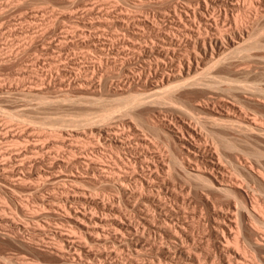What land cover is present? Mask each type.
Instances as JSON below:
<instances>
[{"label": "rangeland", "instance_id": "obj_1", "mask_svg": "<svg viewBox=\"0 0 264 264\" xmlns=\"http://www.w3.org/2000/svg\"><path fill=\"white\" fill-rule=\"evenodd\" d=\"M72 1L74 0H0V15L2 14L0 16V93L3 94V95L1 94L2 98L0 97V132L5 131L8 133V135H10L11 134L10 132L13 133L14 131L17 130L18 132L16 131L14 133H20L21 136L23 135L22 137H27L29 140H31V142L33 143L36 142L37 144L39 143L38 144L39 146L41 144L45 145V147L42 145L44 149L41 147L37 149L32 148V149H29L30 151L28 150L29 152L27 151L25 155H21L19 157L17 156L16 158L17 151H19V149H21L22 147L23 148L25 147L24 146L25 143H23L22 145L23 141L20 144H18L17 142L11 140V137H10V141L8 140L7 142L5 140L7 143L6 142L3 143L4 141L0 143L1 145L0 149L1 150L3 149L4 151L2 152L5 153L6 155L10 154V150H11V154L12 155L14 154L12 161L14 159V162H15V163L10 162L11 164L9 163V165H7L6 168H3L2 164L0 165V258H1L0 264H4V263L14 264L16 262H17L16 264H23L24 262H25L24 264H57L59 261V257L56 256L55 253H54L55 255H53L52 254L53 252H51L50 250L49 252L48 247L49 246L51 247L55 241V239H52L53 234L51 233V231L57 228L59 229L61 227V224L63 223L64 224L62 225L60 230L63 229L64 231L65 229L64 232L69 233L71 235L76 233L74 234V236H76L77 233H79L78 235L84 237V238L82 237L83 240H85L86 237L88 238V239L86 238L85 240V241L88 240V242H86L87 249L89 251L90 249H92L93 252L92 251L91 252L95 254L96 256L95 258H94V255L92 256L94 261L92 259L91 260L93 262H95L98 259L97 262L95 263L99 262L101 264L105 260L103 259L104 257H101L99 255L98 249H100L102 252H105V254L104 253L103 254L106 257V259L107 258L111 259L112 257H113L112 259L114 258L119 259L121 257L120 260L125 259L126 261L124 262H128L127 259L129 256L123 259L124 256L126 257V255L130 254V248L127 246V244H124L125 242L124 237L126 236V233L123 230L121 232L120 230H118L120 233L118 232L117 235L119 234L120 237L118 235L117 239H114L111 237L107 239V241L105 242V245H103L104 243H101L103 245L102 247L100 246V244L99 245H96L97 243L94 244L95 242H93L90 239V237H88L87 233L83 232L85 230H82V228L81 229L78 227L76 228L74 227L72 223L71 225H69L70 222L68 223L66 220L65 222H63L64 219L60 215L58 217V215L56 216V214L52 213L53 215L51 216L48 215L46 216V218L44 217L43 213L44 211L47 210V208H44L41 205L40 197L44 196L46 200L51 199V196H52L51 194L55 193V191L57 192V189H59L58 187L60 185V182L59 183L57 182V184L55 185L53 181L51 180L48 181V179H51V178H48V176L52 177L53 176L52 174L54 173L61 175L60 173L66 174L65 172H67L70 174V172L72 171L74 172V174H78V176L81 175L80 177H82L80 178V181H79L80 184L77 183L78 181L74 182V184L77 183L78 187L81 186L80 188L83 189L82 191H84L87 199L90 198L89 200H91L86 204L84 203L85 205H82L83 203H81V205L79 204L80 206L77 204L78 207L83 206L87 210H90L91 208L92 212L94 211L96 215L106 217V218H112L113 216L120 215V218L122 217L121 220L123 222H129L131 220L132 222L134 221V223L136 224L140 223L138 226L139 228L141 227L140 228L141 232L142 230H144V228L142 227L143 222L141 223V220H143L142 216L143 215L146 216L145 213L149 212L147 209L148 204H146V202H148L149 204L152 203L150 204L151 207L153 206L150 209L151 213L155 212V210L153 209L156 205L155 203L158 202V197L160 200L162 199L164 203H166L168 206L174 209L181 207L180 215L188 216L187 218L192 220V223H194L192 224V228H191V234L193 235V239L188 241V243H185L184 245L185 249L188 247V250L191 253L190 255L192 256L191 258L192 260L186 259L187 262L186 263L183 262L182 264H187V263L188 264H231V263L232 264H264V257H263L264 249H259L258 252H256L258 253V256L256 255L257 257H255L256 259L254 258L253 255H251V253L250 255L248 253L246 255L242 254V256L241 255L235 256V254L231 250L229 252L230 256L228 255L229 259L227 258V256L225 255V250L219 241L220 239L217 238L216 231L213 228V225H212L213 222H212V216H211L212 214L210 213V211H208L202 199L195 196L196 194L193 192L188 193L187 184L184 183L183 180L179 176L175 175L174 181L173 183L171 182L172 184H169L170 187L168 189L170 190L172 189L177 192L184 190L183 192L187 200L186 204H182L181 200H178V198L174 196L175 194H173L172 190L171 192L168 193L164 191L163 189L161 190V189L156 188L158 187L157 185H154V187L152 186L153 188L149 187L150 189H148L147 185H146L147 188L144 187L146 183L143 182L144 180L143 178H141V175H140V173H142L143 166H145L144 168H146L145 164H147L146 161L144 162V158H140V157H145V159H147L148 157L149 159L148 161L152 160L153 162L151 161L149 163L152 165L155 172L158 170L159 173L163 175L164 170L158 167H155V166L159 164L158 160H161V158L164 159L166 163L167 162L169 163L168 159L170 157L169 156L170 152L168 153V151H170V149L173 147L175 148V145L173 146L174 144L173 142H172L173 144L170 143L173 140H169V138H166L163 132H160L159 130H156V129L143 128L139 123L138 125L136 122V117H138L137 115H135L136 113H133L135 116L132 114L130 115L128 114V112L126 113L124 109L128 101V98L131 97L130 92L135 93L134 89H132L131 91L130 87L134 88L137 85L139 86V83L141 84V81H143L145 76L147 74L149 75L150 72L151 74H153L155 70L154 65L149 66L150 64H147L148 62H146L145 60L143 61L144 51H157V50L160 51L162 49L161 47H163L162 45H165L167 43L169 46L171 45L172 51H183L185 41L182 39L183 37L180 34L184 33V31H189V29H187L184 25H182L184 22H182L181 20L180 21L182 22V24L181 22L179 24L180 17L177 19L176 17L177 14L174 16L175 11L173 10H175L174 8L176 7V10L180 11L181 13L186 0L185 2L183 0H173V2L176 4L171 2L172 0H83V1L78 0V2L76 0V3ZM80 1L83 3H80ZM178 1H179V4H177ZM196 1L198 2V0ZM196 1H193V5L195 6V8L200 3L201 4L199 6L201 8L205 4L204 3L205 1L203 0H199L198 4ZM238 1H239V4H238L237 9L236 8L234 9V7L232 8V6H230L231 8L227 6L224 0H217V2L214 5L210 1L212 3L211 6H213V8L211 6L209 8L212 9L211 12L217 16L216 18L217 20L220 21V22L218 21L219 24H221L220 27L222 29L225 28L224 30H227L226 28L228 27L230 29L231 28L236 29L238 28L239 24L242 25L243 23L245 24L244 25L245 27H249L250 24L248 25V23H250V21H251L250 26L257 27V29L263 28L262 34L260 35V40H261V43L263 44V46H261L262 44L260 43L261 44L260 46L261 48H263L264 47V15L258 18L259 21L256 18H253L254 19L253 20L251 17H254V15L252 16L251 13H249L251 14L250 17L248 16L249 14L247 15L248 10L251 9L248 7L249 5L248 0H238ZM178 5H179V8H182V9H178L177 8ZM76 7L77 8L79 7V8L77 9ZM200 7H198V11L201 9ZM233 15L237 18L235 19ZM191 16L195 17L193 14ZM191 16L189 17L194 19ZM122 17H123V20H122ZM183 17L185 18L184 15ZM197 17L196 19H199V15H197ZM186 18L188 17L186 16ZM58 20H60L61 22ZM57 21L58 23L60 22V24L56 23ZM184 21L187 22V19L186 20L184 19ZM252 22L255 24L253 25ZM190 23H187V24H190ZM85 24H87V28L83 29V27L84 28L86 27ZM183 26L185 28H183ZM81 27L82 29H80ZM177 27L178 29L183 28L185 30L183 29L178 30ZM77 30L78 31L80 30V31L78 32ZM81 31L82 32L85 31L83 32V35H81L82 34ZM84 33L87 35H85ZM65 34H68V35H65ZM169 34L178 36L180 38V41L182 40V42H180L182 44L179 45L176 42L171 44L170 40L168 39L166 40L164 37V36H168ZM93 39H95V42L93 41ZM98 40L99 42H97ZM92 41L94 44L92 43ZM87 44H90V45H87ZM104 44H107V45H104ZM133 44H135V46ZM259 47H257V49L253 48L252 50H250L251 53L254 52L255 55L252 54L253 56L250 55V56L244 57L242 53H236L232 55L233 57L230 56L231 57L230 59L227 58L226 59L227 61L223 60L221 61V63L220 62L216 63L219 65L218 66L216 65V67L214 66L211 71H212V75L216 74L217 72L220 73V74L217 73L219 74L218 77L216 76V79L218 80L220 84L216 82V86L213 89L211 90L208 89L207 91L205 89H199V88L196 89L195 87L185 88L188 86H184L183 88L180 87L182 89H180L179 92L181 91L180 93H183L184 91V94L187 91H189L187 92V94L192 92L190 93L191 99L194 100L195 98H197L195 99L196 101L199 98L200 102L202 101L206 103H207V100L208 101L212 100L211 102L213 103L214 102L213 100H215L213 99L214 96L216 98V97H219L220 95L221 96L223 95V97L225 96L229 103L233 101L237 109L238 107H240L241 110H243L242 111L243 114H245L246 116L248 115V117H251L257 120L259 123L264 125V103H263L264 98H261L263 97L262 95H264L263 94L264 90L260 91L261 93L258 91L257 93L255 92L256 95L251 90H247L246 92L242 91L241 96L238 98L239 100L236 99L235 101L232 98H230L228 95H226L227 94L226 91L220 88L221 86L223 87L224 84H225L224 86L227 85V82L225 83L224 81L226 77H230L234 81L238 80V82L236 81V83H240V84H243V83L251 84L253 82H257L260 85H262V87L264 88V72H263L264 62H262L264 61V57H262L261 55V54H264V50H263L264 48L263 49L260 48V50H258ZM136 50L139 51L138 53L142 52V56L137 54L138 56L137 57L136 56L137 52L136 53L133 52ZM103 56H105V58H108V59L106 60ZM100 57L102 58L100 59ZM103 58L105 59V61ZM35 59H37L38 62ZM147 59L150 60L149 62L154 63L155 55H150L149 57H147ZM66 60L68 61L66 62ZM63 62L67 64H64ZM145 62L147 65L145 64ZM234 62L237 64H235ZM62 63L64 65L63 68H61V66H63ZM73 63H75L76 65ZM65 65L67 66V68ZM75 66H76V69H75ZM225 66L226 67L229 66L228 67L229 69H226ZM58 68L60 69V71ZM64 68L67 69L68 71L67 70L64 71L65 70ZM241 68L243 69L245 68L249 75L247 73L245 74L244 72L243 73L239 72L242 70ZM232 69H234V71ZM61 70L63 71L64 74L62 73ZM70 70H73V71H70ZM258 72L262 77H260ZM127 74L129 75L128 77H127ZM220 76H223V77H220ZM103 77L106 79L108 77L109 78L106 80ZM77 78H79L80 80ZM208 78L211 79L210 75ZM257 78L259 79L263 78V79L257 80ZM240 79H242V81ZM92 81L94 83L91 85ZM234 81H231V82L235 83ZM123 84L124 86H122ZM129 84L132 86H130ZM29 85L35 86V87L38 86L41 89L43 88L44 92L42 91V94L40 93L41 95L39 94V95H27L26 96L23 91L27 89V86L29 88ZM77 85H82V87L83 85L84 87H86L87 85L85 89L84 87L81 88L84 90L86 94H83V91H81V89ZM89 85L91 86V88H89L90 90L88 89ZM119 85L122 87H125V91L124 90L123 92L122 90L119 91L121 95L118 93V91L114 90ZM133 85L135 86L133 87ZM108 88H111V89H108ZM126 88H128V90ZM78 89L81 92L78 91ZM91 89H92V92H91ZM127 91H129L130 94ZM4 94L6 97L4 96ZM211 102H208V104L209 103L211 104ZM142 106L144 107L142 108L140 106H137L139 108L137 107H136L137 109L134 108L135 110L134 112L139 113L140 111H144V113L140 115L146 116L147 114L145 112L148 111L147 109H150L149 108L150 106L149 107L147 105H142ZM146 107L148 108L145 109ZM109 108L114 109V113L112 114V119H111L113 120V122L110 121L109 123L108 121V124H110L112 127H115V129H117L118 132L122 130L120 131L122 132V134H120V132L119 134L127 138L130 137L131 140L133 141L134 140L136 141L137 135L141 137H145L144 139H147L146 140L147 145L145 146L144 144L143 145L139 144L137 146L130 147L129 146L130 143H129L128 144V146L130 147L129 148L127 147V143L123 144V143L117 142L118 145H116L117 138H111V137H107L108 138V139L106 138L107 141L104 140V142H103V139L105 138L101 137L102 138V139L100 138V141H102L101 145L97 144L96 139H98V136L94 135L95 127L91 125L102 123V121L100 122L97 119H99L100 117L99 115L104 110L109 109ZM168 110L165 109L164 112L162 113V116L167 118L168 120L170 118V121H172L171 119L179 118L178 117L179 115L181 116V114L178 115V113L176 112L173 113L172 110H169V111ZM6 112L7 113L10 112V114L12 113L15 115L10 117V120H9V116L7 117L8 114ZM88 117L91 118V121H88L89 119ZM182 117L184 118L185 115L184 116L182 115ZM188 118L190 117L189 116L185 117V119L188 120L187 122H190L191 118L190 119ZM86 120L87 122H85ZM93 120L94 121L97 120L99 121V123L93 122L94 124H92ZM138 120L139 119H137V121ZM71 121L76 122V124L72 123ZM191 122H195V120L192 119ZM111 123H113L114 125ZM77 128L78 129L80 128L78 131L79 134H77L74 137L75 134L72 135V133H75L74 131L78 130ZM118 128H120V130ZM10 129L11 130L13 129V130L11 131ZM59 129L60 130L63 129L66 132L64 142L62 141V139L60 140V137L53 135L54 134L53 130L58 131ZM123 130L124 131L126 130L125 133ZM43 131L45 132L42 133ZM231 132L232 134H230ZM236 132L230 130V133H229V130H228V135L232 137L236 136L235 139L238 140L237 138L241 137L242 134H244L242 133L241 135H239L240 132H238L237 134ZM28 133L29 134L31 133V134L29 135ZM95 134H97L96 131H95ZM50 136H52L53 138ZM94 136H96L97 138L95 137L96 139L94 140V142H92L93 144L91 143L90 145L87 141H85L88 138L89 139H91V137L94 138ZM254 137L256 139V136ZM109 138L112 140H110ZM242 138L244 137L242 136ZM242 138L241 140H243L244 142L245 139H242ZM166 139H168V142L170 141L168 144L165 142ZM248 139L252 140L250 137ZM133 141H132V144L136 145L135 141L134 142ZM87 143L89 144L88 146H87ZM260 143L261 142L259 140V144ZM121 144L122 146H120ZM166 144L168 146H166ZM6 149L7 150L9 149L8 150L9 153ZM1 150H0V153H1ZM36 151H40V152H36ZM54 155H56L57 157ZM73 157H74V160H73ZM98 160L100 163H102V165L105 166V170L99 169L95 166L94 161H98ZM140 160H142V162ZM66 162H69V163H66ZM20 163H22L23 167L25 168H20ZM64 163L66 164L64 165ZM56 164L59 166H57ZM14 170H16L15 172L17 176H22V177L24 176L23 178L25 180L23 181L22 185H24L25 187L24 186L21 187V185L20 186L13 185L12 183L13 179L11 180V178L15 177L14 178V182H15L16 181L15 179L17 178V176L11 175L10 172ZM228 170H231L230 167H228ZM112 171H115V172H112ZM117 171H118V174L120 173L122 175H126L125 178H129V180L127 179L129 181V184L127 183L128 182L127 180H125V183L129 185L127 186H128V191L131 190L129 191L130 194L129 193L126 194V193H122L118 191V189L114 185L115 183L110 182L113 180L111 179V177L112 178L116 177V176L114 177V173L117 174ZM109 172L110 174H108ZM128 172L131 173L132 179H131L130 173ZM138 176H139V179L141 178L142 180L134 179L135 177L137 178ZM130 179L133 181L135 180L134 182L137 181L139 183L138 184L136 182V184H138L137 186L140 187L139 190L141 189L140 192L138 189H135L136 184L134 185L133 181H131ZM37 180H39L40 182ZM142 182H143V185H142ZM67 183L68 182H66L65 184ZM68 184L66 186L69 188L71 186L70 189H73V187L75 186L73 185L72 182L71 183L69 182ZM15 187L18 188L19 190L17 189L18 190L17 191ZM132 187H134L135 190ZM36 188H39V189L36 190ZM51 188H54V190ZM14 189H15V192H13ZM151 189H153L152 192L150 191ZM148 191H149V195H150V192L153 193L152 194L153 197L151 195L149 197ZM9 193L10 194L14 193L15 196L18 195L17 197L20 198V199L18 198L19 203H16L15 201L11 200ZM89 195H92V196H89ZM6 196L9 197L10 200ZM223 197L224 196H219L218 198L220 200H223V202L227 201L226 197L225 198ZM148 199L151 200V202L148 201ZM229 199L230 198H228V200ZM21 200L23 201V203ZM95 200L99 201L101 204L97 205ZM110 200L112 203L110 202ZM20 202L22 203V206H24V208L20 205L21 204ZM26 204L29 205V208ZM145 204L147 205L146 208H145ZM39 206L42 207V209ZM34 214L39 215V219L32 218L31 216ZM153 215L156 217L154 218ZM153 215H152L153 220L157 222L160 219L158 213L155 212L153 213ZM27 218L28 219L30 218L29 219L30 221ZM38 222L39 224L43 226H45L46 224L45 229H41V225H39ZM11 225L14 228H12ZM47 226L48 228H46ZM106 227L107 226L105 225V229ZM107 228H108L106 229L107 231H110L111 229L113 231L115 226L108 224ZM70 229L72 230L71 233L69 232ZM76 230H78V232ZM42 231H44L45 233ZM263 231H264V228L262 225V227L259 230L260 232L259 234L262 237H264ZM46 232L49 235H47ZM146 232H147L146 236L148 237V241L150 240L149 241L150 243L153 241L154 242L153 244L159 247L158 249L159 252L156 250H153L152 253L154 254L152 255L151 259L153 257L154 258L152 259V261L149 258L150 256H148L150 253L145 255L148 257H144L145 258L144 264H152V263L153 264H163L165 263V259L167 258V256L174 260L172 261L171 259L170 260L171 262L169 261V264H178L176 262L179 260V258H177L172 248L170 250L168 249V246H167L168 244L166 240L164 238L162 239L157 234L155 235L154 233L155 231L153 229L150 230L149 232L146 229ZM82 233L84 234L82 235ZM123 233L125 234V236ZM229 234L230 232L228 233V235ZM40 237H42L43 240ZM259 238L262 240L261 237ZM16 239H18V241L19 240H26V241L31 240L32 242H30V246L27 245L25 247V245L22 246V244L20 246V243ZM47 241H49L50 243L49 242L47 243ZM39 242L42 243L43 245L39 244ZM45 244H47V246ZM40 245L42 247H40ZM31 247L32 249H30ZM105 247H107V249ZM103 248H105L106 250ZM45 249L47 250L45 251ZM148 249H149V246H148ZM117 250L119 252H117ZM108 251H110L109 253L111 255L107 253ZM157 252L163 261L157 260V259H160L158 256L155 255ZM114 253L117 255H115ZM4 258H7V260L6 259L3 260ZM170 258H167V259H170ZM146 259L147 261H145Z\"/></svg>", "mask_w": 264, "mask_h": 264}, {"label": "bare ground", "instance_id": "obj_2", "mask_svg": "<svg viewBox=\"0 0 264 264\" xmlns=\"http://www.w3.org/2000/svg\"><path fill=\"white\" fill-rule=\"evenodd\" d=\"M183 1L185 2V0H183ZM193 1H196V0H186L185 3L183 2L185 4L183 6V9L179 8V5H178L177 8L182 9L181 13H180V11L176 10V7L174 8L175 10H173V11H175L174 16L177 14V16H176L177 19L180 17L179 18V24L182 21L184 23L182 24V22H181V24L184 25L187 29H189V31H184V33L180 34L183 37L182 39L185 41L183 51H172L171 45L169 46L168 43L165 45H162L163 47H161L162 49L160 48L161 49L160 51L159 50H157V51H144L143 52V54H144L143 55V61L145 60L146 62H148L147 64H150L149 66L154 65L155 70L153 69L154 70L153 74H151V72L149 75L147 73H146L147 75L144 74L146 76H145V78L143 77L144 79H143V81H141V84L139 83V86L138 85L135 86L136 85L135 84V85H133V87L135 86L134 88L130 87L131 91H132V89H134L135 93L130 92L131 97H129L130 95L128 96L129 98H128V101L126 103L124 110L126 111V113L128 112V114H130V115L131 114L134 115L133 113H136L135 115H137L139 117V118L136 117L137 124L139 123L143 128L156 129V130H159L160 132H163L165 134L164 136H166V138H169V140H173V141H171V142L169 141V142L170 143L173 142L174 143V144L172 143L173 146L175 145V148L173 146H171L173 148H171L170 151H168V153L170 152L169 153L170 154L169 155L170 160L168 159L169 163L168 162L166 163L165 160L161 158V160H158L159 164L158 165L155 164L156 165L155 167H158V168L164 170L163 175L160 174L158 170L155 172L152 165L149 163L152 160L148 161L149 160L148 157H147V159H145V157H140V158H144V162L145 161L147 162V164H145L146 168H144L145 166H143L142 173H140L141 178H143V180H144L143 182L146 183L144 187L147 188V186H148V189H150L149 187H152V186L154 187V185H157L158 187H156V188L161 189V190L163 189L164 191L169 193L172 190V189L171 190L168 189L170 187L169 184L173 183L175 175L179 176L183 180V182L187 184L188 193L193 192L196 194L195 196L202 199L204 204L206 205L208 211H210V213L212 214V215L211 214L210 215L212 216L213 228L216 231L217 238L220 239L219 241L225 250V255L227 256V258L229 259L228 255L230 254L229 253L230 250L235 254V256H239V255L242 256V254L246 255L248 253L250 255V253H251V255H253L255 258L258 256V253H256V252H258L259 249H264V237L260 236V234H259L260 233L259 230L262 227V225L264 228V224H263L264 223V148H262V147H264V145H263L264 144L263 143L264 142V125L259 123L257 120H255L251 117H248V115L246 116L245 114H243V112H242L243 110H241L240 107H238V109H237L234 105L235 103L233 101H231V103H229L228 100L226 99V97L225 96L223 97V95L222 96L220 95L219 97H216V98L214 96L213 99H215V100H213L214 101L213 103L211 102L212 100H210V101L207 100V103H206V102H202V101L200 102L199 98L196 101H195V99H197V98H195L194 100L191 99L190 93H192V92L187 94V92H189V91H187L184 94V91H183V93H180L181 91L179 92V90L182 89L184 86H188L185 88L195 87L196 89H198V88L199 89H205L207 91H208V89H210V90L213 89L216 86V82H218V80L216 79V76L218 77L220 74L219 72H217L219 74L216 73V74L212 75L211 70L213 69V67L214 66L216 67V65L217 66L219 65L216 63H219V62L221 63V61L226 60L227 58L230 59L231 58L230 56H232L236 53H242V55L244 57H247L250 55L253 56L252 54H254V52L251 53L250 50H252L253 48L257 49V47H259L262 44L261 40H260V35L262 34L263 28L257 29V27L250 26L251 25V21H250V23H248V25L250 24L249 27H245L244 26L245 24L243 23L242 25L241 24H239V26L237 25L238 28H236V29H232V28L230 29L228 27L229 29L226 28L227 30H224L225 28L222 29L220 27L221 24H219L220 21L217 20V18H216L217 16L215 14H213L211 12L212 9L209 8L211 6V4L213 3V5H214L217 2V0H210L212 3L208 0H203V1H205L204 2L205 4H204V6L201 5V6H203L202 8L199 6L201 3L198 4L199 0H198V2L196 1L198 4V6L196 8L193 5ZM72 2L76 3V0H74ZM77 2H78V0H77ZM171 2H173V0ZM224 2L226 3L227 6H229V7L232 6V8L234 7V9L235 8L237 9L238 4H239L238 0H224ZM75 3H73V4H75ZM80 3H83V2L80 1ZM73 4H71V5H73ZM174 4H176V3H174ZM177 4H179V1ZM248 4H249L248 7L251 9L248 10L247 15L249 13H251L252 16L254 15V17H251V18L252 19L256 18L259 21L258 18L262 17L264 15V0H248ZM181 5H183V4H181ZM193 6L195 9L193 8ZM198 7L201 8V9L199 8L200 9L199 11H198ZM211 7L213 8V6H211ZM196 11H198V12H196ZM165 14H167V13H165ZM182 14L185 16V18L183 17ZM192 14L195 17L191 16ZM251 14H249L248 16L250 17ZM34 15H36V14H34ZM64 15H66V14H64ZM197 15H199V19H196ZM186 16L188 18H186ZM189 16L193 17L194 19L190 18ZM183 18L185 20L187 19V22H185ZM236 18L237 17H235V19ZM251 18H249V19H251ZM122 20H123V17H122ZM257 20H256V22H257ZM58 21H60V20H58ZM58 21L56 23H58ZM60 22L58 24H60ZM237 22H238V20H237ZM187 23H190V24H187ZM235 23H236V21H235ZM177 24H178V22H177ZM254 24L255 23H253V25ZM85 25H86V27L85 28L83 27V29L87 28V24H85ZM93 25H95V24H93ZM240 25H241V27L242 26L243 27L241 28ZM77 26H75V27H77ZM184 26H183V28H185ZM237 26H235V27H237ZM56 27H57V25H56ZM178 27H179V25H178ZM178 27H177V29H178ZM183 28H180L178 30H181ZM80 29H82V27ZM53 30H55V29H53ZM183 30H185V29H183ZM72 31H74V30H72ZM83 32H85V31H83ZM83 32L81 35H83ZM86 33H87V31H86ZM78 34H80V33H78ZM65 35H68V34H65ZM85 35H87V34H85ZM164 37L166 40L167 39L170 40L171 44H173L175 42L179 45L182 44V43H180V42H182V40L180 41V38L176 35H172V34L170 35L169 34L168 36H164ZM99 40L97 42H99ZM93 41L95 42V39H93ZM93 41H92V43H93ZM102 42H104V41H102ZM87 45H90V44H87ZM96 45H97V43H96ZM96 45H95V47H96ZM104 45H107V44H104ZM133 45L135 46V44H133ZM261 46H263V44ZM261 46L259 47L258 50H260ZM263 48H261V49H263ZM133 52H135V53L137 52L136 56H137V54L142 56V52L138 53L139 51H137V50L133 51ZM135 53H133V54H135ZM257 53H259V52H257ZM259 54H261V53H259ZM150 55H155V62L154 63L149 62L150 60L147 59V57H149ZM261 55H262V57H264L263 56L264 54H261ZM103 57L105 58V56H103ZM235 57H236V55H235ZM101 58L102 57H100V59ZM125 58H126V56H125ZM37 59H35V60L37 61ZM105 59L107 60L108 58H105ZM105 59H104V61H105ZM64 61H65V59H64ZM67 61L68 60H66V62ZM146 62H145V64H146ZM262 62H264V61H262ZM63 63H62V65H63ZM92 63H94V62H92ZM106 63H107V61H106ZM59 64H60V62H59ZM64 64H67V63H64ZM73 64H75V63H73ZM235 64H237V63H235ZM90 66H92V65H90ZM63 67H64V65L61 66V68H63ZM71 67H73V66H71ZM228 67L225 66L226 69H229ZM66 68H67V66H66ZM75 69H76V66H75ZM234 69H232V70L234 71ZM241 69H240L241 71H239V72H241V73L244 72L245 74L247 73L245 68L244 69L241 68ZM66 70L67 69H65L64 71H66ZM73 70H74V68H73ZM73 70H70V71H73ZM128 70H129V68H128ZM59 71H60V69H59ZM236 71H238V70H236ZM248 72H249V70H248ZM263 72H264V70H263ZM62 73H63V71H62ZM66 73H68V72H66ZM128 74H127V77L129 76ZM258 74H259V72H258ZM209 75H210L211 79L208 78ZM220 77H223V76H220ZM260 77H262V76L260 75ZM77 79H79V78H77ZM104 79H106V78H104ZM258 79L259 78H257V80ZM260 79L262 80L263 78H260ZM240 80L242 81V79H240ZM224 81H225V83L227 82V85L224 86L225 84L224 85L222 84L223 87L221 86L220 88H222L224 91H226V93H227L226 95H228L230 98H232L235 101H236V99H238L241 96L242 91L246 92L247 90H251L255 94V92L257 93V91L260 92V91L264 90L262 85H260L257 82H253L251 84H249V83L240 84V83H236V81L238 82V80L234 81L230 77H226L224 79ZM231 81H234L235 83H233ZM89 82H90V80H89ZM93 83L94 82L92 81L91 85ZM97 83H99V82H97ZM88 84H90V83H88ZM87 85H86V87H87ZM77 86H79L80 89L84 87V85H83V87H82V85H77ZM89 86H88V89L91 88V86L90 87ZM93 86H92V88H93ZM122 86H124V84ZM122 86L119 85L114 90L118 91V93L120 94V92H119L120 90H122V92H123V90L125 91V87H122ZM130 86H132V85H130ZM76 87H75V89H76ZM86 87H84V89ZM180 87H182V88H180ZM108 89H111V88H108ZM126 89L128 90V88H126ZM205 90H203V91H205ZM42 91H43V88L41 89L38 86L35 87V86L29 85V88L27 86V89L23 92L27 96V95H39L40 93L42 94ZM78 91H80V90L78 89ZM81 91H83V94H86L83 89H81ZM93 91H95V90H93ZM91 92H92V89H91ZM127 92L129 93V91H127ZM1 94L2 93H0V97L2 98L3 94L2 95ZM186 94L189 96H187ZM263 94H264V92H263ZM4 96H5V94H4ZM262 96L263 97H261V98H264V95H262ZM189 98L193 101H191ZM208 102H211V104L210 103L208 104ZM260 103H262V102H260ZM142 105H147L148 107L150 106L149 107L150 109H147L148 107L145 108L148 110V111L146 110L148 113L145 112L147 114L146 116L140 115V114H143L144 111H140L139 113L134 112L135 111L134 108L135 109L139 108L137 106H140L143 108L144 106H142ZM165 109L172 110L173 113L176 112V113H178V115L181 114V116L177 115L179 118H175L176 120L171 119L172 121H170V118L168 120L167 118L162 116V113L164 112ZM113 113H114V109H112V108L106 109L99 115L100 116L99 119H97L100 122L102 121V123H99V121H97V120H95V121L93 120L92 124H94L95 122L99 123L96 125H91V126L95 127V131L97 134H95V131H94V135L98 136V139H96L97 137L94 136V138L91 137V139L88 138L89 140L86 139L85 141H87L91 145V143L94 142V140L96 139L97 144L101 145V143H102V141H100L101 137L105 138V139H103V142H104V140L107 141V139H108L107 137H111V138H117L116 143L117 142L123 143V144L127 143V147H129V146L134 147V146H137L139 144L140 145L144 144L145 146L147 145L146 144L147 139H144L145 137H141L139 135H137L136 141L134 140L136 145L132 144L133 140H131L130 137L127 138L123 135L122 136L120 135V134H122V132H120V131H122V130H120V128H118L120 130L119 131L120 134H119V132L117 131V129H115V127H112L110 124H108V121H109V123H110V121L113 122V120H111ZM7 114H8L7 117L9 116V120H10V117L15 115L12 113L10 114V112ZM182 115L183 116L185 115V117L189 116L191 118V121H192V119H194L195 122H191V121H190L191 123L187 122L188 120H186L185 117L183 118ZM5 118H6V116H5ZM88 118H89L88 121H91V118L90 117H88ZM190 118H188V119H190ZM137 119H139V120L137 121ZM7 121H8V119H7ZM71 122L76 124V122H74V121H71ZM85 122H87V120ZM111 124H113V123H111ZM79 129L78 130L75 129L76 130V131H74L75 133H72V135L75 134L74 137L77 134H79V132H78ZM228 130H229V133H230V130L235 131V132L238 131V132H240L239 135L244 133V134H242V136L244 138H242V136H241V137H239L240 139L237 138L238 140H236L235 139L236 136L235 137L233 136L234 137L233 138L232 136L228 135ZM16 131H14V132H16ZM125 131H124V133H125ZM14 132L13 133L10 132L11 133L10 135H8V133L5 131L0 132V143L3 141H4L3 143H5L6 141L8 142V140L10 141V137H11V140L17 142L18 144H20L23 141L22 145H23V143H25L24 144L25 147L24 148L22 147L21 148L22 150L18 148L19 151H17V153H16L17 154L16 158H17V156L19 157L21 155H25L29 149H32V148L37 149L40 147L43 148L42 147L43 144L40 143L41 145L39 146L38 145L39 143L38 144L36 142L33 143L27 137H22L23 135L21 136L20 133H14ZM44 132L45 131H43L42 133H44ZM238 132H236V134ZM53 133H54L53 135L60 137V140L62 139L63 142L65 141V133H66L65 130H63V129L62 130L59 129L58 131L53 130ZM230 134H232V132ZM52 136H50V137H52ZM56 136H54V137H56ZM252 136L253 137L256 136V139H255V137L253 138ZM120 137H122V138H120ZM249 137L252 140H249L248 139ZM133 138H135V137H133ZM241 138L245 139L244 142H243V140H241ZM257 138H258V140H257ZM30 139H31V137H30ZM110 140H112V139H110ZM259 140L261 142L260 144L263 143L262 145L259 144ZM111 142H113V141H111ZM165 142L168 144L169 143L168 139H166ZM88 143H87V146L89 145ZM128 144H129V146H128ZM148 144H149V142H148ZM167 144H166V146H168ZM116 145H118V143ZM13 146H15V145H13ZM43 146L45 147V145H43ZM120 146H122V144ZM172 149H174V150H172ZM2 151H4V150L2 149L1 153H0V165L2 164L3 168H6L10 162H12V163L14 162V159L12 161L14 154L13 155L11 154V150H10V154H8V155L3 153ZM36 152H40V151H36ZM178 152L180 153V155ZM8 153H9V151H8ZM35 155H36V153H35ZM72 155H70V156H72ZM146 155H148V154H146ZM54 156H56V155H54ZM74 157H73V160H74ZM24 158H26V157H24ZM140 158H138V159H140ZM42 160H43V158H42ZM100 160H102V159H100ZM66 161H67V159H66ZM76 161H78V160H76ZM140 161L142 162V160H140ZM66 163H69V162H66ZM66 163H64V165ZM94 163H95V166L97 168L105 170V166L102 165V163H100L99 160L94 161ZM70 164H68V165H70ZM53 165H54V163H53ZM57 166H59V165H57ZM141 166H142V164H141ZM228 167H230L231 170H228ZM8 168H9V166H8ZM20 168H25V167H23L22 163H20ZM70 168H71V166H70ZM112 168H113V166H112ZM52 169H53V167H52ZM114 170H116V169H114ZM5 171H6V169H5ZM9 171H10V169H9ZM15 171L16 170L10 172L11 175L17 176ZM136 171H134V172H136ZM69 172H70V170H69ZM112 172H115V171H112ZM65 173L66 174L60 173L61 175L54 173V174H52L53 175L52 177L48 176V178H51V179H48V181H50V180L53 181V183L55 185L57 184V182L58 183L60 182V185H59V187L56 186L59 189H57V192L55 191V193L51 194L52 195L51 199L46 200L44 198V196L40 197L41 205L44 208H47V210L45 209L46 211H44V213H43L44 217L46 218V216H48V215L51 216L53 214H56V216L58 215V217L60 215L64 219L63 222H65V220H66L68 223L70 222L69 225H71V223H72L74 225V227H76V228L78 227L80 229L82 228V230H85L83 232L87 233L88 237H90V239L93 242H95L94 244H96V243H97L96 245L100 244V246H102V247H103V245H105V242L107 241L108 238L112 237L114 239H117V237L119 235V234L117 235V233L119 232L118 230H120V232L123 230L126 233V236L123 233L125 236L124 237L125 238L124 244H127V246L130 248V254L126 255V257L124 256L123 259L127 258L129 256L127 259L128 262H124V261H126L125 259L120 260V258H121L120 256H118V257H120L119 259H115V258L112 259L113 258L112 256H111L112 260L108 259V258L106 259V257L104 256L105 252H102L100 249H98L99 255L101 257H104L103 259H105L104 262L101 264H144V259H145L144 257L150 256L149 258L151 259L152 255L154 254V253H152L153 250L158 251L159 247H157L153 244L154 242L152 241V239H151V241H152L151 243L149 242L150 240L148 241V237L146 236V233H147L146 229L148 230V232L153 229L155 231L154 232L155 235L157 234L162 239L164 238L166 240V242L168 244L167 245L168 249L170 250L172 248L174 253L176 254L177 258H179V260L176 263H178V264H182L183 262L186 263L187 262L186 259L190 260L192 258V256L190 255L191 253L188 250V247L185 249L184 245H185V243H188V241L193 239V235L191 234V228H192V224H194V223H192V220L187 218L188 216L180 215L181 207L174 209V208L168 206L166 203H164L162 201V199L160 200L158 197V202L155 203L156 205H155L153 210H155V212L158 213L160 219L157 222H155L152 218L154 216L153 213H155V212H153V210H152L153 213L150 212L151 211L150 209L153 207V206L151 207V205H150L152 203L149 204L148 202H146V204H148V207L145 204V208L147 207L149 212L145 211V212H147V213L144 212L146 214V216H144V215L142 216L143 220H141V223L143 222V225L142 224L141 225L145 231L142 230V232H141V230H140L141 227L139 228V226H138L140 223L136 224V223H134V221L132 222L131 220L129 222H123L121 220L122 217L120 218V215L113 216L112 218H106V217L96 215L94 213V211L92 212L91 208H90V210H91V212H90V210H87L83 206H81L82 208L78 207L79 204L81 205V203H83L82 205H85L86 203H88L91 200H89L90 198L87 199L84 191H82L83 189L80 188L81 186L78 187V185H77V183L80 184L79 181H80V178H82V177H80L81 175L78 176V174H74L73 171L70 172V174L67 172H65ZM71 173H73V174H71ZM128 173H130V172H128ZM108 174H110V172ZM83 175H85V174H83ZM125 176L126 175H122L120 173L118 174V171H117V174L114 173L115 178L111 177V179H113V180L112 181L109 180V181L111 183L112 182L115 183L114 185L116 186L118 191H120L122 193H126V194L129 193L130 194L129 191H131V190L128 191V186H129L128 180H129V178H125ZM130 176L132 179L131 173H130ZM23 177L17 176V178L15 179L16 180L15 182H14L15 177L14 178L10 177V178H11V180L13 179V182H12L13 185H15V186L21 185V187H22V186H24L22 184H23V181L25 180ZM134 179L135 180L139 179V176L137 178L135 177ZM125 180L128 181L127 182L128 184L125 183ZM37 181H39V180H37ZM131 181H133V180H131ZM134 181H133V183L135 185L137 181L136 182H134ZM66 182H68V183L72 182L73 185H75L74 187L72 186L73 189H70L71 186H70V188L67 187L66 185L68 183L65 184ZM74 182H77V183L74 184ZM143 182H142V185H143ZM39 184H38V186H39ZM138 184H136V186ZM68 186H69V184H68ZM136 186H135V189L139 190L140 187H138V186L136 187ZM54 188H51V189L54 190ZM132 188L134 189V187H132ZM17 189L18 188H16V190ZM37 189H39V188H36V190ZM45 189H46V187H45ZM140 190H139V192H140ZM150 191L152 192L153 189H151ZM172 191H173V194H175L174 196L176 198H178V200H181L182 204L187 203L186 196L184 195V192H183L184 190H181L180 192H177L174 190H172ZM13 192H15V189L13 190ZM151 192H150V195L153 197V195H152L153 193H151ZM158 192H159V190H158ZM148 195H149V191H148ZM150 195H149V197H150ZM17 196L18 195L15 196L14 193L10 194L11 200L15 201L16 203H19L20 198ZM89 196H92V195H89ZM219 196H224L223 198L226 197L227 201H225V199H224L225 202H223V200H220L218 198ZM7 198H9V197H7ZM228 198H230V199L228 200ZM9 200H10V198H9ZM97 200H95L96 204L100 205L101 203ZM37 201H38V199H37ZM148 201L151 202V200H149V199H148ZM110 202H111V200H110ZM22 203H23V201H22ZM22 203L20 204L21 206H22ZM1 205H3V204H1ZM27 206L29 208V205H27ZM22 207L24 208V206H22ZM40 208L42 209V207H40ZM20 210H22V209H20ZM103 210H105V209H103ZM3 211H4V209H3ZM31 217L39 219V215L34 214ZM155 217L156 216H154V218ZM38 224H39V222H38ZM63 224H61V227ZM108 224L115 226L113 231H112V229L110 231L106 230V229H108L107 228ZM39 225H41V224H39ZM105 225L107 226L106 229H105ZM22 226H23V224H22ZM42 226L43 225H41V229H45L46 224H45V226H43L44 228ZM11 227H12V225H11ZM12 228H14V227H12ZM46 228H48V226ZM60 228L59 229L57 228L55 230L51 229V230H53V231H51V233L53 234V237H54V238L52 237V239H55V241L51 247L49 246L50 248L48 247V251L50 250L51 252H53L52 253L53 255L56 254V256L59 257V261L57 264H100L99 262L95 263V262H97L98 259L95 262H93L94 260H93L92 256L94 255V258L96 256H95V254L92 253L93 252L92 249H90V251L87 249L86 242H88V240L85 241L87 237L85 238V240H83L84 237L78 235L79 233H77L78 236L77 235L74 236V234H76V233L71 235L69 233H65L64 232L65 229L63 231V229L60 230ZM76 231L78 232V230H76ZM76 231H74V232H76ZM227 231L230 232L229 235H228L229 232H227ZM42 232H44V231H42ZM69 232L71 233L72 230L70 229ZM226 232H227V234H226ZM52 234H51V236H52ZM83 234L84 233H82V235ZM47 235H49V234L47 233ZM257 235L259 237H261L262 240ZM119 237H120V235H119ZM40 238L43 240L42 237H40ZM81 238H82V240H81ZM16 240L18 241V239H16ZM18 242L20 243V246L22 244V246L25 245V247H26L27 245L30 246V242H32V241L31 240L30 241L19 240ZM48 242L49 241H47V243ZM101 243H104V244L102 245ZM39 244H42V243L39 242ZM45 245L47 246V244H45ZM96 245H95V247H96ZM148 246H149V249H148ZM40 247H42V246L40 245ZM105 248L107 249V247H105ZM105 248H103V249H105ZM30 249H32V247ZM30 249H28V250H30ZM46 250L47 249H45V251ZM45 251H43V252H45ZM109 252L110 251H108L107 253H109ZM117 252H119V251L117 250ZM158 252L155 255L160 258V256L158 255ZM148 253H150V254L148 256H145ZM259 254H260V252H259ZM115 255H117V254H115ZM259 257H260V255H259ZM167 258H170V257L167 256ZM167 258L165 259V263H163V264H166V263L169 264V261L172 259V258H170V259H167ZM5 259L7 260V258H4L3 260H5ZM8 259H10V258H8ZM152 259H151V261H152ZM160 259H157V260L163 261L162 259L161 260ZM260 259H261V257H260ZM100 260H102V259H100ZM145 261H147V259ZM172 261H174V260L172 259ZM16 263H14V264H16ZM4 264H6V263H4Z\"/></svg>", "mask_w": 264, "mask_h": 264}]
</instances>
